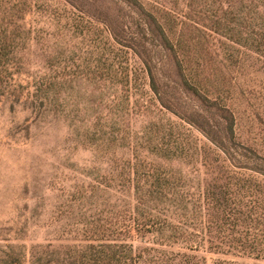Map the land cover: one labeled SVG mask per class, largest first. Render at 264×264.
I'll list each match as a JSON object with an SVG mask.
<instances>
[{
	"label": "rangeland",
	"instance_id": "rangeland-1",
	"mask_svg": "<svg viewBox=\"0 0 264 264\" xmlns=\"http://www.w3.org/2000/svg\"><path fill=\"white\" fill-rule=\"evenodd\" d=\"M115 9L0 0V259L264 264V174L254 168L264 57L235 45L228 62L214 53L219 37L202 38L214 59L201 89L235 115L233 160L161 107L141 61L110 35ZM161 177L170 188L147 197ZM157 213L165 232L145 233L143 215Z\"/></svg>",
	"mask_w": 264,
	"mask_h": 264
},
{
	"label": "trees",
	"instance_id": "trees-1",
	"mask_svg": "<svg viewBox=\"0 0 264 264\" xmlns=\"http://www.w3.org/2000/svg\"><path fill=\"white\" fill-rule=\"evenodd\" d=\"M110 1L118 7L109 11L110 35L141 61L161 107L197 128L234 160L235 115L223 101L201 89L211 79L207 72H213L214 59L203 48L202 38L219 37L214 53L228 62L239 46L264 57V0H203L204 8L197 14L188 0ZM213 91L219 92L216 87ZM183 94L191 97L189 104L181 100ZM258 160L254 168L264 174V158ZM161 178L163 183L156 182L147 197L170 188ZM160 216L143 215V231L163 234ZM0 264H21V259L12 251Z\"/></svg>",
	"mask_w": 264,
	"mask_h": 264
}]
</instances>
